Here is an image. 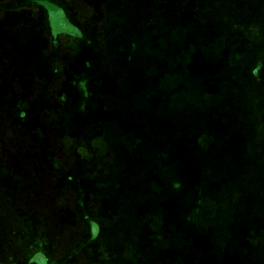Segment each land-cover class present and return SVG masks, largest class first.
<instances>
[{
    "label": "rangeland",
    "instance_id": "obj_1",
    "mask_svg": "<svg viewBox=\"0 0 264 264\" xmlns=\"http://www.w3.org/2000/svg\"><path fill=\"white\" fill-rule=\"evenodd\" d=\"M190 1L150 0L148 3L154 4L155 13L146 17L147 23L143 24L148 26L139 29L137 46L118 55L110 54L109 62L102 70L113 94L102 98L101 105L107 116L102 127L110 138L102 135V143L98 147L104 154L102 161L104 157L114 160L109 175L120 179L123 187L129 188L118 195L125 208L123 222L115 223V219L109 217V223L127 235L138 237L143 257L130 251V264H168L176 257L181 258L184 264H264V132L255 135L252 130L253 115L258 117L264 110V75L259 83L253 76L259 70H256L255 57L263 54L264 58V35L244 36L239 31H224L217 38L211 35L217 25L222 27L221 21L228 16L229 9L235 10V19L245 27L244 22L251 18L264 21V7L251 5L252 10L246 0H202L195 20L186 14ZM15 2L0 4V8ZM31 3L45 9L53 42H58L61 36L76 37L77 27L65 18L54 1L31 0ZM251 11L250 18L245 12ZM139 20L142 22L141 17ZM177 26H184L189 37L175 36L171 27ZM70 39L72 45H77L78 39ZM190 46L198 57L193 60L190 71L184 74L183 84L188 91L196 94L208 92L209 96L199 104L176 102L165 115H160L166 112L169 94L166 96L164 75L159 78L158 73L165 68L176 81L181 66L168 70L171 66L168 58L183 62L191 53ZM52 51L53 58L49 64L55 69L59 65V45L52 47ZM1 52L0 89L3 91L0 93V105L7 107L0 112V125L7 124L9 134L26 130L44 161L56 169L57 177L67 182V174L53 160L57 158L49 150L44 124L36 113L47 101L49 106L50 83L47 81L45 88L36 96L34 91L31 97L30 94L21 96L14 90L11 92L14 85L24 82L18 73L23 72L24 76L25 69H34L40 61L16 44L2 47ZM238 56H243L244 60H237ZM103 57L101 55L100 59ZM212 62L220 69H216L220 89L212 81L215 71ZM231 64L233 67H229ZM12 70L16 71V76ZM88 71L81 67L75 76L86 75ZM147 75L151 77L144 83ZM159 80H162L160 84ZM91 81L96 84L95 79ZM138 82L144 87L133 89L132 86ZM115 84L119 95L114 94ZM181 84L173 87H184ZM251 86L259 90L263 104L249 105L252 103L248 101L246 88ZM5 89L7 103L3 98ZM213 92L217 94L214 96ZM255 93L253 91L252 95ZM149 101L151 104L147 109L129 110L138 105L143 107ZM153 101L159 104H153ZM160 101L165 107H161ZM231 102L234 107L229 112L226 109L228 117L225 122L220 125L202 124L203 118L213 113L222 117L224 111L219 105ZM89 117L91 132L96 131L98 118L94 113ZM44 118L49 128L56 124L57 116L44 114ZM101 118L104 120L103 115ZM67 121L72 124L73 133L80 129V116L76 110L68 112ZM73 135L71 138H75ZM84 137L89 142L87 151L94 154L91 137L85 132L81 137L85 143ZM63 144L67 145L68 141H63ZM124 145L131 148L124 150ZM75 153L77 158L88 155L84 148L73 149L67 155L72 157ZM93 166L92 170H95ZM0 169V187L3 193L9 194L6 198L0 192V250L4 245L7 247L0 264H59V260H50L44 246V235L32 234L25 238L29 228L36 225L39 215L31 216L25 206L29 200L23 201L22 194L18 196L17 191L23 184L36 189V183H26L23 175L8 171L2 164ZM86 185V180L75 178L74 186L81 190L76 198L79 202L77 209L85 221L89 220V211L82 206ZM37 200L36 204H43L42 199ZM147 200L150 207L143 206ZM196 207L199 208L197 213ZM112 256L120 263L126 260L125 252L111 255V260ZM93 257L99 261L105 259L100 254Z\"/></svg>",
    "mask_w": 264,
    "mask_h": 264
},
{
    "label": "crops",
    "instance_id": "obj_2",
    "mask_svg": "<svg viewBox=\"0 0 264 264\" xmlns=\"http://www.w3.org/2000/svg\"><path fill=\"white\" fill-rule=\"evenodd\" d=\"M13 1H16L15 4L0 8V31H3L2 34L0 32V56L2 47L16 44L18 48L26 50L27 54L40 63L34 69H25L24 76L23 72L18 73L19 78H22L24 82L14 85L11 92L14 90L21 96L30 94L31 97L34 91L33 95L36 96L42 88H45L47 81L50 83V103L58 105L50 109L52 105L49 103L48 106L47 101L36 113L44 124L45 141H47L49 150L53 152L58 162L54 158L53 160L59 169L68 176L67 182L57 177L56 169L51 168L50 163L44 161L32 138L25 133L26 130L20 129V133L14 131L15 136L13 137L14 134H9L10 129L7 128V124L1 123L0 164L4 165L8 171L23 175L26 183L31 182L37 185L36 189H32L30 184L28 186L23 184L17 191L18 196L22 194L23 201L29 200L26 203L28 205L25 206L32 213L31 216L39 215L36 225L29 228L25 233V238L31 237L32 234L44 235V246L47 248L50 260H59V264H87V262L89 264H130L132 262L130 251L133 254L142 255L138 237L127 235L121 229H117L115 225L113 228L109 223V217L114 218L115 223L123 222L125 208L118 195L129 188L123 187L124 183H121L120 179L109 175L113 167L105 165V161L101 159L104 154L101 147H98L99 143H102V135L106 136V139L109 138V134L105 133L102 127L103 122L107 121L105 110L101 105L102 98L113 94L112 90L108 89L109 81L102 70L107 66L110 54L118 55L126 50H133L137 46L139 39L136 35L139 33V29L148 26L143 23H147L145 22L146 17L155 13L154 4H149L150 0H52L62 9L65 18L77 27L76 37L61 36L58 42H53L45 9L33 5L31 0H0V4ZM255 2L256 0H249V7L251 5L253 7ZM191 4L192 0L188 2L189 6L186 8V14L190 16L193 13V8H190ZM147 6L148 10H146ZM255 6L264 7V0H260ZM251 13L253 12L248 13L250 18ZM254 20L251 18L248 22H244L246 25L242 27L244 36L261 37L264 35V33L259 34L254 27L258 24L264 25V21L254 23ZM217 27L220 26L217 25ZM171 28H173L171 31H176V27ZM108 30H110L111 38L108 41L109 44L106 45ZM104 35H106V39L103 38ZM70 38L78 39L77 45H72ZM186 38L184 37V39ZM58 45L60 47L59 65L52 69L49 64L53 58L52 47L56 48ZM76 55L77 57H75ZM101 55H104L103 59H100ZM75 60L76 62H74ZM81 67L85 71L89 69V73L79 77L75 76L78 72L80 73ZM12 73L17 75L14 70ZM88 77L91 78L86 79ZM92 79H95V85L91 81ZM32 80L33 85L31 86ZM262 80L263 76L260 75L258 83ZM86 83L87 86H84ZM139 84L138 82L133 85V89L139 88L141 86ZM113 88L115 89L114 94L119 95L120 92L116 84ZM2 91L3 88L0 89V93ZM3 95L5 103L9 102L5 98L6 89ZM0 106H2L0 112L7 107V105ZM72 110H76L80 116V129L75 133L71 130L72 124L67 121L68 112ZM91 113H94L98 118L95 124L97 130L93 132H91V122L88 121ZM44 114L57 116L56 124H52L49 128ZM102 115L104 120L101 118ZM85 132L91 137V144L95 146L92 150L94 154L87 151L89 144L87 138L84 137L86 143L81 138ZM71 135L75 138H71ZM63 141H68V144L64 145ZM76 148L86 149L88 155L80 158H77L76 153V157L67 155L68 152ZM92 166L95 170H92ZM76 177H80L81 181L84 179L86 183L88 182L83 190L84 199L82 201V206L90 214L89 220L86 219V221L83 220L77 209L79 202L76 198L81 190L79 191L74 186ZM109 190L111 191L110 195L107 194ZM0 192L3 197L8 198L9 194L5 192L4 194L1 187ZM38 198L43 200V204H36ZM91 211L95 213L96 218L91 217ZM85 238L88 240L84 243ZM134 238L135 240H133ZM121 240L126 245H120ZM82 243L84 244L82 245ZM113 244L115 247H112ZM116 244L119 246L117 247ZM4 246L0 250L1 261L4 260V253L7 252V247ZM142 248L144 249V247ZM120 252H125V261L121 263L114 261V256L111 260V255H117ZM127 252L128 255H126ZM97 254L104 256L105 259L94 260L93 256ZM176 259L171 260L168 264H184L182 259L179 261ZM133 264L138 263L133 262ZM143 264H147V262Z\"/></svg>",
    "mask_w": 264,
    "mask_h": 264
},
{
    "label": "trees",
    "instance_id": "obj_3",
    "mask_svg": "<svg viewBox=\"0 0 264 264\" xmlns=\"http://www.w3.org/2000/svg\"><path fill=\"white\" fill-rule=\"evenodd\" d=\"M172 2L173 1H168V3H170V4H175V3H172ZM201 2H202V0H192V4L190 5V8H193V11L192 12L195 13V14L192 13V16H191L192 19H195L196 20V18H197L196 12H197L198 8H201ZM258 2H260V0H256V2L254 3V5L258 4ZM164 4L167 5L165 2H164ZM229 10L226 13L228 16L224 17V19L221 21L223 28L222 27H219V28L217 27L216 29H214L211 32V35H213V38H217L224 31L227 32V33L228 32L233 33V32H237V31L242 32L243 29L241 27V23L235 19V17H236L235 10H233V9H231L230 11ZM245 14H248V12H245ZM253 22L254 23L259 22V20L258 21H255L254 20ZM177 27H176V31L175 30L173 31L174 32L173 34H175V36L187 37V38L189 37L188 31H186L182 27H179V26H177ZM254 27L256 28V31L259 32V34L260 33H264V25L263 24L262 25H259L258 24V26L256 25ZM108 31L109 32L107 33V39H106V35L103 36V38L106 39V41H107L106 45L109 44L108 41L111 38L110 30H108ZM0 32H1V34L3 33V31H0ZM252 33H254V31H252ZM193 49L194 48H192V46H190L189 47V50L191 51L190 55H187V52L182 55L183 57H185V55H187V57H185L183 59L184 60L183 62L179 61V59H177V61L176 60H174V61L171 60L170 61L169 60L170 57L168 58V62L171 65L170 68H168V70L171 69L173 66H179V65L181 66V72L179 73L180 74L179 75V78H177L176 81L172 80L171 74H168L167 69L164 68L159 73L156 71L158 73V75H159V78L161 77V75H162V77L164 75V78H165L164 81L167 84L166 96L169 94L168 101L166 102V107L163 104V102H161L162 100L160 101V104L163 105L161 107L167 108L166 109V112L163 111V113H160V115H165L167 113L168 109H172V106L173 107L175 106L176 102L179 104V101L180 102H182V101H190L192 103L199 104V103L203 102V100H206V97L209 96L208 92L207 93H203V91L202 92L200 91L199 94H196V93H194L195 91H192V90L188 91L186 89L187 87H185L184 84H183L184 74L186 72H189L190 71V66H191L193 60H196V58L198 57V53H195V51ZM237 58H238L237 60H239L240 58L242 59V61L244 60V57L243 56H238ZM254 60L256 62L255 63L256 64L255 65L256 66V70L257 69H259V70L255 71V73H253L254 74L253 76L258 81L259 78H260L259 72L261 73L262 76L264 75V72H263V70H264V58H263V54H258L257 57H255ZM218 67H219L218 64H216L214 62L213 63V68H215V71H214V75L212 76V81L215 82V86H219L218 88L220 89L221 82L220 81H217L218 74L216 72V69L218 71L220 70ZM229 67H233V65L231 64ZM172 75H173V73H172ZM149 77H151V76H148L147 75L143 79V82L144 83L147 82V80L149 79ZM161 81L162 80H159V84L161 83ZM179 83H182L181 86L183 85L184 87H182V88L173 87V86H177ZM143 87H144L143 84H141V86L139 88L138 87L137 88H138V90H141ZM246 91L248 93L247 94L248 101H250L252 103V104H249L250 106L254 105L256 102H258V104L259 103L260 104H263V102H262V96H261L259 90H256V87H252V86L251 87H247L246 88ZM253 91L256 92L254 95H252V92ZM177 93H181V95L180 96H176ZM212 94L215 96L217 93L213 92ZM156 103L159 104L158 101H153V104H156ZM150 104H151V101H149V103L146 102L143 107H141L142 105H138L137 106L138 109H135V110L139 111V109H142V110L147 109ZM227 105H228V108L225 107ZM227 105H225V106L224 105L223 106L219 105L221 108H223V111H224L223 113L225 115L223 114L222 117H219L216 113L215 114L213 113L212 115L205 116L203 118V120H202V124L205 125L206 123H212L213 125H215L216 123H218L220 125L221 123L225 122L227 120V117H228V115L226 114V111L228 110V112H229L231 110V108L234 107L233 106L234 104L232 102L229 103V104H227ZM252 115L253 114H251V116ZM261 116H263V118H261ZM252 120H253L252 127L254 126V129H252V130L254 131V134L255 135L256 134H258V135L262 134L264 132V110L260 112V114H259L258 117H256V116L253 115ZM16 132L17 133H20L19 131H16ZM128 144L132 145L131 143H128ZM129 148H131V146L127 145V147H125V145H124V150H128ZM104 161H105V165H107L108 167L114 165L113 164V161L114 160L109 161L108 158H105ZM153 178H155V176ZM156 179H157V177L155 178V180ZM237 184L238 183L236 181L235 182V185H237ZM153 185H154V181H153ZM143 206L144 207H150L151 204L149 205V202L147 200L146 202L143 203ZM198 211H199V208L196 207L195 212L197 213ZM91 212H92L91 213V217L92 218H96L95 213L93 211H91ZM253 258H255V257H252V259ZM180 259L181 258H177L176 261H179Z\"/></svg>",
    "mask_w": 264,
    "mask_h": 264
}]
</instances>
